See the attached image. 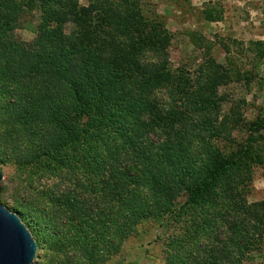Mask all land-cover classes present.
Returning a JSON list of instances; mask_svg holds the SVG:
<instances>
[{"label": "trees", "instance_id": "16d2710c", "mask_svg": "<svg viewBox=\"0 0 264 264\" xmlns=\"http://www.w3.org/2000/svg\"><path fill=\"white\" fill-rule=\"evenodd\" d=\"M85 1L0 0V166L16 183L2 205L49 264H106L151 229L164 264H245L264 244V200H248L262 118L218 95L212 59L194 79L171 73L150 5ZM34 9L35 40H17Z\"/></svg>", "mask_w": 264, "mask_h": 264}, {"label": "rangeland", "instance_id": "374dc122", "mask_svg": "<svg viewBox=\"0 0 264 264\" xmlns=\"http://www.w3.org/2000/svg\"><path fill=\"white\" fill-rule=\"evenodd\" d=\"M85 5V0H78ZM162 16L172 35L169 48L171 73L186 72L194 79L197 72L208 67V60L217 65L227 76L219 86L218 95L226 101L241 105L244 118L255 121L262 118V125L254 134L257 151L264 158V58L255 52L252 42L264 40V0H142ZM40 13L34 9L21 14L14 36L30 43L38 31ZM211 16L208 20L207 17ZM71 26L66 27L69 31ZM228 103L223 109H227ZM242 144L246 134H233ZM0 203L9 206L16 183L15 168L0 166ZM264 165L252 169L250 202L264 200ZM153 231V232H150ZM150 236L131 238L121 252L106 264H164L163 229L150 230ZM154 236L159 239L155 240ZM143 242V243H142ZM35 264H49L44 249H37ZM245 264H264V244L258 252L251 253Z\"/></svg>", "mask_w": 264, "mask_h": 264}, {"label": "water", "instance_id": "95a60500", "mask_svg": "<svg viewBox=\"0 0 264 264\" xmlns=\"http://www.w3.org/2000/svg\"><path fill=\"white\" fill-rule=\"evenodd\" d=\"M3 178L0 171V182ZM37 244L16 213L0 203V264H35Z\"/></svg>", "mask_w": 264, "mask_h": 264}]
</instances>
